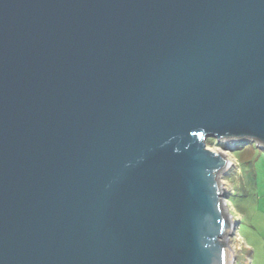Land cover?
<instances>
[{"label":"water","instance_id":"1","mask_svg":"<svg viewBox=\"0 0 264 264\" xmlns=\"http://www.w3.org/2000/svg\"><path fill=\"white\" fill-rule=\"evenodd\" d=\"M208 137L264 149V0H0V264H237Z\"/></svg>","mask_w":264,"mask_h":264},{"label":"rangeland","instance_id":"2","mask_svg":"<svg viewBox=\"0 0 264 264\" xmlns=\"http://www.w3.org/2000/svg\"><path fill=\"white\" fill-rule=\"evenodd\" d=\"M232 144L207 138L208 147L225 152L232 163L220 173V179L226 186L228 209L239 221L232 236L237 264H264V149L240 141L230 150Z\"/></svg>","mask_w":264,"mask_h":264},{"label":"bare ground","instance_id":"3","mask_svg":"<svg viewBox=\"0 0 264 264\" xmlns=\"http://www.w3.org/2000/svg\"><path fill=\"white\" fill-rule=\"evenodd\" d=\"M232 146H233V144H232ZM232 165V164H231ZM222 186H223V188H225L226 189V186H225V184H223L222 183ZM232 219H234V218H232ZM233 221V220H232ZM235 221V220H234ZM234 234H235V232H234ZM234 234H232V236L234 235ZM232 236L230 237L231 239H232ZM236 236V235H235Z\"/></svg>","mask_w":264,"mask_h":264}]
</instances>
